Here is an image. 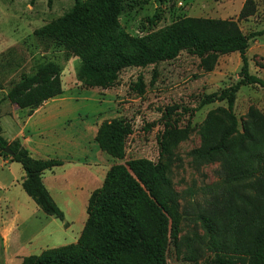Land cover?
<instances>
[{
	"label": "rangeland",
	"instance_id": "obj_1",
	"mask_svg": "<svg viewBox=\"0 0 264 264\" xmlns=\"http://www.w3.org/2000/svg\"><path fill=\"white\" fill-rule=\"evenodd\" d=\"M74 2L0 0L1 134L8 142L21 141L16 135L26 130L25 147L33 157L63 161L44 175L48 193L63 212L60 220L45 214L25 193L21 165L0 155V264H22L25 256L76 242L87 218L88 198L113 165L137 158L161 164L187 211L189 202L195 208L204 207L208 195L200 188L223 175L220 159L199 160L192 150L203 142L205 132L228 125L225 101L199 103L205 95L218 93L238 80V52L184 50L171 60L122 69L110 88L84 86L77 75L80 59L43 31L70 11ZM245 5L253 12L240 17ZM120 9L117 23L131 36L157 33L186 17L233 21L243 34L264 28V0H120ZM246 55L250 72L264 79V33L249 40ZM48 60L61 68L63 91L45 101L25 124L29 109L10 103L5 95L23 75L34 73L39 63ZM234 113L239 134L246 138L250 132L243 130L244 123L252 134L254 127L264 129V88L241 86ZM119 116L129 123L123 159L111 157L95 141L101 122ZM169 127L186 133L177 140L167 139L162 151ZM189 187L196 190L193 196L184 193ZM233 203L239 211L247 207L238 197ZM188 214L189 218L178 223L176 243L169 237L166 264H202L213 258L202 228L190 210ZM187 240L195 248V260L186 257Z\"/></svg>",
	"mask_w": 264,
	"mask_h": 264
},
{
	"label": "trees",
	"instance_id": "obj_2",
	"mask_svg": "<svg viewBox=\"0 0 264 264\" xmlns=\"http://www.w3.org/2000/svg\"><path fill=\"white\" fill-rule=\"evenodd\" d=\"M120 0H75L63 16L43 28L58 43L80 59L78 80L88 87L107 89L116 74L127 67H145L176 58L181 51L198 54L238 52L241 66L238 80L218 93L205 95L199 106L226 102L228 125L204 133L203 142L192 150L199 160L218 158L222 178L200 188L208 195L204 207L189 202L181 207L182 195L173 187L161 164L145 158L126 160L108 168L102 185L91 192L87 218L77 241L23 258L22 264H166L169 237H176L178 223L189 218V210L203 230L213 258L202 264H264V129L246 123L239 134L234 113L236 94L243 85L264 88V79L249 70L246 55L249 40L264 28L243 34L233 21L186 17L148 36H131L117 23ZM253 12L246 5L240 17ZM63 91L60 66L51 60L37 65L34 73L23 75L6 93L5 99L28 114ZM161 149L169 138L177 140L186 130L169 127ZM129 123L122 117L104 120L95 141L113 158L125 157ZM179 133V134H178ZM8 147L12 154L5 151ZM0 155L19 163L25 173L21 185L47 215L63 219L42 179L46 170L63 164L57 158H35L19 139L8 142L1 134ZM184 193L193 196L195 188ZM244 199L243 211L234 199ZM201 239L196 234V239ZM197 239V240H198ZM201 241V240H198ZM188 260H195V248L185 242Z\"/></svg>",
	"mask_w": 264,
	"mask_h": 264
},
{
	"label": "crops",
	"instance_id": "obj_3",
	"mask_svg": "<svg viewBox=\"0 0 264 264\" xmlns=\"http://www.w3.org/2000/svg\"><path fill=\"white\" fill-rule=\"evenodd\" d=\"M45 103V102H44ZM43 103V104H44ZM43 104L42 105H40L38 108H36V109H34V111H32V113L31 114H28L27 115V120H26V123L25 124H27L28 122H29V120H31L35 115H36V113L41 109V107L43 106ZM25 132H27L26 130L25 131H19V134L20 135H16V137L17 136H19V138L21 139V143H22V145L25 147L26 146V139L28 138V136H29V133L27 132V133H25ZM15 139H17V138H15ZM27 148V147H26ZM30 151V153H31V155H32V152H31V150H29ZM44 175H45V172L43 173V175H42V179H43V183L44 184H46L45 183V180H46V176L44 177Z\"/></svg>",
	"mask_w": 264,
	"mask_h": 264
},
{
	"label": "water",
	"instance_id": "obj_4",
	"mask_svg": "<svg viewBox=\"0 0 264 264\" xmlns=\"http://www.w3.org/2000/svg\"><path fill=\"white\" fill-rule=\"evenodd\" d=\"M4 149H5L6 152L12 154V152L10 151V149L7 146Z\"/></svg>",
	"mask_w": 264,
	"mask_h": 264
}]
</instances>
